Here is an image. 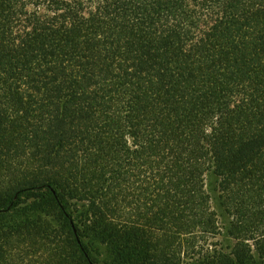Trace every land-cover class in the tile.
<instances>
[{
	"label": "trees",
	"instance_id": "1",
	"mask_svg": "<svg viewBox=\"0 0 264 264\" xmlns=\"http://www.w3.org/2000/svg\"><path fill=\"white\" fill-rule=\"evenodd\" d=\"M264 264V0H0V264Z\"/></svg>",
	"mask_w": 264,
	"mask_h": 264
},
{
	"label": "rangeland",
	"instance_id": "2",
	"mask_svg": "<svg viewBox=\"0 0 264 264\" xmlns=\"http://www.w3.org/2000/svg\"><path fill=\"white\" fill-rule=\"evenodd\" d=\"M97 253V258L102 264H116L111 260V256L107 253L104 248H99Z\"/></svg>",
	"mask_w": 264,
	"mask_h": 264
}]
</instances>
